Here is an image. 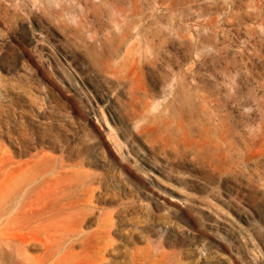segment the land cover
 <instances>
[{
    "label": "rangeland",
    "instance_id": "rangeland-1",
    "mask_svg": "<svg viewBox=\"0 0 264 264\" xmlns=\"http://www.w3.org/2000/svg\"><path fill=\"white\" fill-rule=\"evenodd\" d=\"M4 179L0 264H264V0H0Z\"/></svg>",
    "mask_w": 264,
    "mask_h": 264
},
{
    "label": "bare ground",
    "instance_id": "bare-ground-1",
    "mask_svg": "<svg viewBox=\"0 0 264 264\" xmlns=\"http://www.w3.org/2000/svg\"><path fill=\"white\" fill-rule=\"evenodd\" d=\"M1 183V182H0ZM17 186L15 185V184H13V183H11L10 182V180H8V179H4L3 181H2V183L0 184V197H1V204L3 205V204H5L6 203V200L8 201V196H10L9 195V193H13V194H15L14 193V191H17L16 193H18V192H22V189H21V191H18L17 190ZM6 199V200H5ZM3 202V203H2ZM1 204H0V208L2 207L1 206ZM31 204H32V202L31 201H26L22 206H21V208H20V210L18 211L19 213L18 214H16L18 217H20V219L21 220H24L27 224H29L31 221H33V219L35 218V217H37L38 218V220H39V218L40 217H42V214L40 215H32V212H30L31 210V208H29V207H31ZM4 206V205H3ZM1 214H5V211L3 212H0V215ZM6 214H7V212H6ZM8 214H9V212H8ZM7 214V215H8ZM13 215H15L14 213H12ZM17 216H16V218H17ZM35 216V217H34ZM12 217V216H11ZM34 217V218H33ZM3 218H5L6 219V217H3L2 216V219ZM1 219V218H0ZM9 219H11L10 220V222L11 221H13V219L12 218H10V216H8V220ZM8 220H6V221H8ZM35 220V219H34ZM5 221V222H6ZM9 222V221H8ZM24 222V223H25ZM16 223V222H15ZM100 223V222H99ZM5 224V225H4ZM1 225V224H0ZM2 227L0 226V244L2 245L1 246V248L2 249H0V252H1V254L5 257V256H8V255H10V254H14V253H17V254H19V255H22V254H24L23 252H24V250H25V246L27 245V244H29V242H30V239L28 238V235H29V233H30V230L29 231H24V230H22V227H24V226H21V230L19 229V230H17L18 232H16V229L17 228H14L13 226H11L10 224H8L7 223V225H6V223H2ZM40 225H42V224H40ZM39 224L36 226V228L38 227V229H39V226H40ZM104 225H106V226H111V223L109 222L108 224H103V223H100V225H99V227L100 228H96V230L97 231H95L94 232V235H93V240H91L90 242H87V241H89V240H86L85 242H86V244L88 243V244H92L93 243V245L95 244V246H98V249L100 250V249H102V250H108L109 248H110V245H111V243L109 242L110 240H112V237H111V235H110V227L109 228H104L103 226ZM28 226V225H27ZM105 226V227H106ZM30 227V226H29ZM29 227L28 228H26V230H28L29 229ZM112 227V226H111ZM24 229V228H23ZM33 229H31V231H32ZM58 235V234H57ZM30 236V235H29ZM30 238H31V236H30ZM38 239V238H37ZM35 240H36V238H35ZM31 241H32V239H31ZM43 241V240H42ZM48 241V240H47ZM46 241V239H45V242H47ZM56 242H59L58 240H56L55 241V243ZM42 243H44V242H42ZM48 243V242H47ZM52 244H54V243H52ZM84 244V243H83ZM35 245V244H34ZM43 245H45V244H43ZM31 246H33V244L31 245ZM50 247H51V245H50ZM28 248V247H27ZM48 248H49V246H48ZM97 248V247H96ZM102 250H100V252L102 251ZM27 252V251H26ZM99 252V253H100ZM100 255V254H99ZM101 256V255H100ZM21 257V256H20ZM26 257V256H25ZM96 257H98L97 255H96ZM99 258V257H98ZM102 258V257H101ZM22 259V258H21ZM44 259V257L43 258H41V262H39V264H43V263H45V262H42V260ZM99 260V259H98ZM104 260V259H103ZM95 262L97 263V259L95 260ZM101 262H102V260H101ZM105 262V261H104ZM23 263V262H22ZM24 263H26V262H24ZM98 264V263H97Z\"/></svg>",
    "mask_w": 264,
    "mask_h": 264
}]
</instances>
